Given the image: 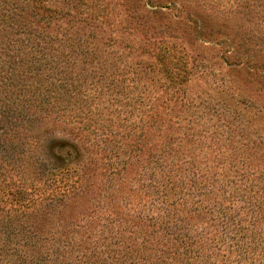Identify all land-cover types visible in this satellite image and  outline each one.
Returning a JSON list of instances; mask_svg holds the SVG:
<instances>
[{"label":"rangeland","instance_id":"1","mask_svg":"<svg viewBox=\"0 0 264 264\" xmlns=\"http://www.w3.org/2000/svg\"><path fill=\"white\" fill-rule=\"evenodd\" d=\"M189 14L238 32L230 56ZM0 28L38 58L23 82L57 96L13 134L83 155L56 175L7 162L0 264H264V0H0Z\"/></svg>","mask_w":264,"mask_h":264},{"label":"trees","instance_id":"2","mask_svg":"<svg viewBox=\"0 0 264 264\" xmlns=\"http://www.w3.org/2000/svg\"><path fill=\"white\" fill-rule=\"evenodd\" d=\"M158 5L167 6L168 4ZM157 9L158 8H145L143 9L145 13L141 12L139 13V15L141 17L145 16L146 18H150V14L154 15L159 11ZM189 19L195 26L194 33L198 35L200 39L205 41L215 39L217 43L220 44L223 53L228 54L230 52L229 47H231L232 43L234 44L235 40L233 36H236V41L237 36L239 37L237 31L234 32V35H231V28H229V26L226 24H220L221 26L216 27L214 25H211L210 22H208L207 20H203L198 17L194 18L193 14H189ZM147 20L150 19L147 18ZM171 22L172 21H168L169 24ZM12 32L13 29L10 28L9 30L4 29V32L2 34L0 33V42L3 46L2 50L0 49V176H5V168L10 161L13 162L19 159H23L26 164L30 163L29 166L31 168H36L37 165L42 166L41 171L45 169V172H49L51 169H53L55 171L53 175H56L59 172H71V170L74 169L72 165H74L75 168L76 166L77 168H79L77 164L79 161L82 160L83 157L82 150L79 148L80 143L76 141L77 136L72 135V138H65L63 140H58L49 137L26 140L25 137H17L15 136V134H13L16 133L15 127L18 126L17 120L19 119L20 115L24 114L25 112L32 111V108H47L50 105V101L54 98H57V96H53V93L46 92L49 89H45V91L43 92L41 89H36V87H28L27 84L23 82L25 80L24 74L29 69L28 66H31L33 63H37L38 58H36V56L32 52L31 58L27 59L25 47L21 49L18 44H13L16 37L12 35ZM238 45H240V43ZM223 53L221 52L220 56H222ZM228 56L230 55L228 54ZM246 63H248L250 66H263V63H261L260 65V63L252 62L251 59L246 60ZM24 95L29 96L25 98L23 97ZM18 144H23L27 146L28 150L25 151V153L23 154L21 152L18 155L13 154L12 151L19 148ZM66 148L69 150V154H65L60 151L57 152L58 149ZM4 162H6V164ZM192 208L193 206L189 207L186 204V228L191 224V222L188 220L190 219L189 217H193L194 215L192 213ZM200 210L201 209L195 211L197 212V216H202L203 214H205L202 213ZM19 216L20 214L18 213L14 216V218H19ZM35 217L37 216L35 215ZM214 221L215 220L210 219L209 223L215 225ZM7 224L8 222H2L0 227L1 235L6 233L5 230L9 227ZM9 224L10 227L13 228L11 226V223ZM35 227V225H30L28 228H23L19 226V231L23 230L24 234H31L33 240L38 237L43 238L44 235L47 237V228L45 226L41 228V230H43L44 232L42 236L36 233V230L34 229ZM14 229V231L8 230L7 234L15 235L18 230L17 227H14ZM202 237L204 249L207 246L205 245L206 242L211 239L214 242L215 247H210L215 250V253L220 251L219 249L224 243V233L222 232V229H214L213 233L209 234V236L203 235ZM218 237L220 239L216 240V238ZM206 251L207 250H204L203 252L204 256ZM36 253V256L38 258L40 255L44 256V254H38L40 253L39 248ZM46 258L47 256L43 257V260ZM13 260L14 262H16V264H25L26 258L24 256H21L20 258ZM40 262L41 260H32V264H37ZM44 263L49 264L50 262L44 261ZM53 263L58 264L56 262Z\"/></svg>","mask_w":264,"mask_h":264}]
</instances>
